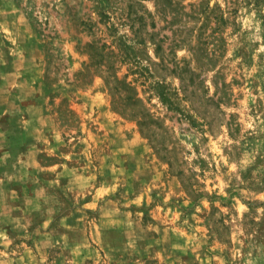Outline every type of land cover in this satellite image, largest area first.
<instances>
[{"label": "rangeland", "instance_id": "obj_1", "mask_svg": "<svg viewBox=\"0 0 264 264\" xmlns=\"http://www.w3.org/2000/svg\"><path fill=\"white\" fill-rule=\"evenodd\" d=\"M13 68L61 142L1 156L0 264H264V0H0Z\"/></svg>", "mask_w": 264, "mask_h": 264}, {"label": "crops", "instance_id": "obj_2", "mask_svg": "<svg viewBox=\"0 0 264 264\" xmlns=\"http://www.w3.org/2000/svg\"><path fill=\"white\" fill-rule=\"evenodd\" d=\"M10 36H11L10 39L12 40L13 43H16L18 46H21V43H18L19 41L17 40L16 36L14 35L12 36V34ZM9 72L15 76L13 80V84L11 86L14 87L12 88L13 90L14 89L18 90L24 85V87L21 88L20 91H17L20 97L18 98V100H14V101L15 102L18 101V106L16 108L22 107L24 109V112L27 113V117L25 116V120L21 118V122H19L20 118L18 116L21 117V115L19 114L18 116L10 115L11 113H16V110H14L16 108L12 109V106L8 102L4 103V105L1 104L0 137L4 139L5 145H0V161L2 155H5L7 157L13 155L15 158L14 159L15 163H17L19 160L21 162L17 168L19 174L22 175L24 171L25 175H27L31 172V170L37 168L38 150L41 149L56 150L59 148V144L61 142V133L58 131V129H56V127L54 128L53 122L52 123L50 122V116L46 113L45 110L46 107L42 102H39L35 99V101H31L27 104L22 103L23 100L26 99L28 100L31 97L34 98L37 97L38 86L36 84L40 79V74L35 76V78H30L29 76L26 75L24 77H21L22 71L16 70L15 68H13ZM2 78L5 80V77ZM21 91L24 94H21ZM21 99L23 100L19 102ZM6 114H8V116H6ZM17 120L19 123L16 125ZM22 120L24 124H22ZM6 121H8L9 123H7ZM2 122H4L3 123L4 125L2 124ZM16 127L19 129L23 127L26 130L24 135L25 137L24 143L22 139L23 135H21L19 132H15V131L9 132V129L11 128L16 129ZM39 144H44L46 146L40 149ZM18 157H20L19 160L17 159ZM63 170L64 169H60L61 174ZM21 180L23 179L21 178ZM25 181L27 180H24L23 183ZM23 232L26 234L33 233L27 227H25ZM21 252L24 253V258L28 257L35 264L38 263L36 260L32 259V255L35 256V253L32 248L24 247ZM24 258H22L21 260L24 261L25 260ZM23 264L26 263L23 262Z\"/></svg>", "mask_w": 264, "mask_h": 264}]
</instances>
